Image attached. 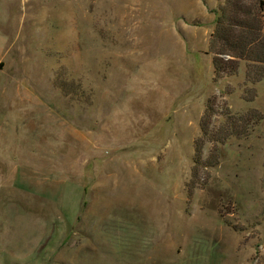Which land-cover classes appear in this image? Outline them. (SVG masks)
<instances>
[{
	"label": "rangeland",
	"instance_id": "obj_1",
	"mask_svg": "<svg viewBox=\"0 0 264 264\" xmlns=\"http://www.w3.org/2000/svg\"><path fill=\"white\" fill-rule=\"evenodd\" d=\"M223 0H0V264H264V76H217Z\"/></svg>",
	"mask_w": 264,
	"mask_h": 264
},
{
	"label": "trees",
	"instance_id": "obj_2",
	"mask_svg": "<svg viewBox=\"0 0 264 264\" xmlns=\"http://www.w3.org/2000/svg\"><path fill=\"white\" fill-rule=\"evenodd\" d=\"M210 46L217 76L237 72L247 61V78L255 83L264 76V0H223L215 10Z\"/></svg>",
	"mask_w": 264,
	"mask_h": 264
}]
</instances>
